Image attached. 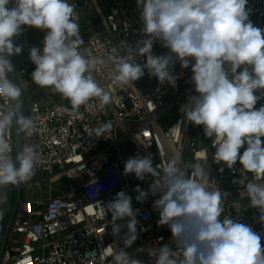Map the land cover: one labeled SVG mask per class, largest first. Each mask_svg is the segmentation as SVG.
Instances as JSON below:
<instances>
[{
  "label": "clouds",
  "instance_id": "obj_1",
  "mask_svg": "<svg viewBox=\"0 0 264 264\" xmlns=\"http://www.w3.org/2000/svg\"><path fill=\"white\" fill-rule=\"evenodd\" d=\"M248 0H136L141 38L128 44L124 53L113 46L107 59L89 53L80 33L79 14L70 0H0V189L19 186L34 174L40 162L37 148L23 145L13 159L6 133L30 137L34 120L24 114L23 86L14 82L11 58L23 51L15 43L25 27L45 32L42 46L29 49L35 65L31 82L69 101L63 111L69 115L96 99L104 107L113 103L112 93L95 77L101 66L111 64V77L118 86L141 79L145 70L158 84L177 87L174 68L191 69L194 86L180 112L188 123L203 127L212 140V160L228 169L239 165L253 174L244 186L247 207L257 209L264 224V105L256 107L264 94V28L250 19ZM168 51L153 52L154 44ZM135 56H143L142 62ZM111 124L105 122L95 136H105ZM207 158L181 163L173 156L164 167L154 164L149 153L129 157L123 175L134 174L139 185L137 202L154 197L159 226H167L172 244L137 249L151 264H264V236L249 224L225 212L230 194L221 190L206 170ZM223 167L220 171H223ZM240 200L233 202V209ZM105 215L114 222L127 218L123 247L112 255L113 264H144L130 254L138 238L137 216L132 197L121 190L106 205ZM246 207V208H247ZM238 213V212H237Z\"/></svg>",
  "mask_w": 264,
  "mask_h": 264
},
{
  "label": "built area",
  "instance_id": "obj_2",
  "mask_svg": "<svg viewBox=\"0 0 264 264\" xmlns=\"http://www.w3.org/2000/svg\"><path fill=\"white\" fill-rule=\"evenodd\" d=\"M70 2L76 5L80 33L89 53L107 59L113 46H118L123 54L128 44L141 38L136 0H110L107 14L95 5L101 26L93 30L91 21L87 20L85 27L91 32L87 36L83 35L81 26L86 14L75 0ZM247 7L251 9L250 17L264 22V0H248ZM167 51L158 43L153 46L154 54L163 55ZM135 59L142 62L144 57L135 56ZM13 64L24 89L29 116L35 123L33 134L24 137L23 145H34L40 162L31 178L18 186L5 236L6 239L9 234V238L6 249L0 253V264H113L114 251L118 246L123 247L121 237L127 232V218L114 222L110 213L105 215L102 206L121 190L132 197L133 208L139 209L138 238L127 251L144 264H151L147 253L137 249L171 245V233L167 226L157 224L159 216L152 207L154 197L149 195L143 203L135 199L136 186L147 190L151 178L140 181L134 174L123 175L124 162L129 157L149 153L158 167L166 166L173 156L185 164L207 158L210 179L230 194L224 204L225 212L231 211L233 218L251 225L264 236L259 213L247 207L244 193V186L253 179V174L239 163L234 169L215 163L212 140L203 134L202 126L188 123L180 112V106L194 94V86L189 82L190 68L175 65L174 74L179 77L176 88L158 84L146 70L134 86H118L111 77V64H106L97 69L95 77L112 93L113 103L101 107L93 99L87 106H81L77 114L69 115L63 109L71 106L57 104L48 97L54 92L35 89L31 80H22L23 76L31 78L35 69L29 57L20 54L14 57ZM257 94L262 95L260 106L264 105V94ZM4 103L0 100V105ZM105 122L111 124L105 136L93 135ZM6 137L14 159V129ZM222 167L224 170L220 171ZM257 180L264 182L261 177ZM11 186L0 189L3 198L0 225L9 204ZM21 192L25 199L21 198ZM236 200H240V206L233 209Z\"/></svg>",
  "mask_w": 264,
  "mask_h": 264
},
{
  "label": "crops",
  "instance_id": "obj_3",
  "mask_svg": "<svg viewBox=\"0 0 264 264\" xmlns=\"http://www.w3.org/2000/svg\"><path fill=\"white\" fill-rule=\"evenodd\" d=\"M75 1L78 2V0H75ZM82 1L84 2V6H79V5L78 6L82 9L81 10L82 13L86 14V16L82 18L81 20V26L83 28V35L87 36L91 33L90 30L85 27V23L87 20L91 21L93 25V30H98L101 26V22L98 19V16L95 10V5L99 6L102 13H104L102 9L107 10V13H108V6H109L110 0L109 1L108 0H98V2L96 0L95 1L94 0H82ZM44 35H45V32L43 31L37 30L35 28L25 27L23 33L19 37H17L15 40V43L23 46V51L21 55H23L24 57H29V49L31 47L33 46L41 47ZM52 96L53 94L48 95V97H50V99L53 101ZM256 107L257 108L260 107L259 101Z\"/></svg>",
  "mask_w": 264,
  "mask_h": 264
},
{
  "label": "water",
  "instance_id": "obj_4",
  "mask_svg": "<svg viewBox=\"0 0 264 264\" xmlns=\"http://www.w3.org/2000/svg\"><path fill=\"white\" fill-rule=\"evenodd\" d=\"M77 4L79 6H84V2L82 0H78ZM251 21L253 22V24L257 27H260V28H264V22L261 21V20H258L256 18H253V17H250ZM12 60V63L14 61V56L11 58ZM14 65V64H13ZM10 78L14 81V82H20V79L19 77L17 76V73L16 71H14L12 74H10ZM22 80H28L30 81L31 78L30 77H21ZM21 102L24 106V114L27 116H29V109H28V105H27V102H26V99H25V94L23 92V96L21 97ZM24 137L25 136H22V135H18L15 130H14V144H15V155L16 153L20 150V148L22 147L23 145V141H24ZM17 195H18V186H11V189H10V200H9V204H8V207L4 213V217H3V220H2V223L0 225V253L2 251V247H3V244H4V241H5V236H6V232H7V229H8V226H9V223H10V219H11V216H12V213H13V210H14V206H15V203H16V199H17ZM3 201V198L0 197V204L2 203ZM1 209H0V213H1Z\"/></svg>",
  "mask_w": 264,
  "mask_h": 264
},
{
  "label": "rangeland",
  "instance_id": "obj_5",
  "mask_svg": "<svg viewBox=\"0 0 264 264\" xmlns=\"http://www.w3.org/2000/svg\"><path fill=\"white\" fill-rule=\"evenodd\" d=\"M108 1H109V0H108ZM102 11H104L105 14L107 13V10H103V9H102ZM33 87H34L35 89H37L39 86H37V85H35V84L33 83ZM39 88H40V87H39ZM52 99H53V101H54L55 103H57V104H62V105H66V106H71L68 100H66V99H62V97H61L59 94H57V93H54V94H53ZM20 195H21V198L25 199V194H24V192H21ZM8 238H9V234H7V237H6L5 241H4L3 248H2V253H3L4 250L6 249V245H7Z\"/></svg>",
  "mask_w": 264,
  "mask_h": 264
}]
</instances>
